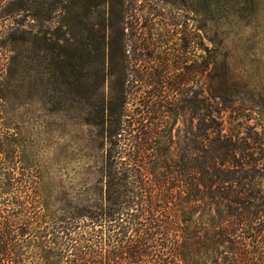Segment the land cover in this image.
<instances>
[{"label":"rangeland","instance_id":"374dc122","mask_svg":"<svg viewBox=\"0 0 264 264\" xmlns=\"http://www.w3.org/2000/svg\"><path fill=\"white\" fill-rule=\"evenodd\" d=\"M242 2L241 19L203 27L196 0H69L48 22L33 17V6L0 0V174L8 164L38 176L49 212L100 199L106 146L100 127L88 123L98 121V114L95 107L90 111L86 95L94 84L97 106L107 92L102 72L112 71L109 41L125 45L131 64L130 20L138 17L141 35L152 33L160 56L163 49L168 52L169 77L183 75L177 87L183 99L201 86L196 70L199 36H204L208 47H217L215 60L225 63L237 93L230 109L219 102L213 109L220 134L231 136L238 148L235 173L243 182L247 219L241 225L230 219L226 226L233 233L215 235L218 243L198 247L195 264H264V0ZM145 17L152 18V26H145ZM175 92L168 90L169 97ZM132 94L130 112L139 104ZM179 106L168 118L167 134L174 142L171 150L190 151L199 146L201 124L192 107ZM214 216L203 211L197 220L203 241L211 236L205 234L209 224L222 222Z\"/></svg>","mask_w":264,"mask_h":264},{"label":"trees","instance_id":"16d2710c","mask_svg":"<svg viewBox=\"0 0 264 264\" xmlns=\"http://www.w3.org/2000/svg\"><path fill=\"white\" fill-rule=\"evenodd\" d=\"M67 1L11 3L33 6V17L48 22ZM196 1L203 27L241 19L246 10L242 0ZM145 21L152 26L151 17ZM141 27L132 16L131 64L125 45L109 41L107 66L112 71L102 72L107 92L97 106L94 84L86 95L90 111L95 107L98 114V121L88 123L100 127L106 146L100 199L49 212L38 176L7 164L0 174V264H195L198 247H211L219 242L215 235L220 239L233 233L226 226L230 219L234 225L247 219L243 182L235 171L238 148L231 136L220 134L213 109L217 102L230 109L237 98L225 63L215 60L217 47H208L199 36L202 53L196 72L201 86L181 99L177 87L183 75L169 77L168 52L163 49L160 56L157 40L152 33L142 36ZM168 90L178 92L170 98ZM132 92L139 104L130 112L126 105ZM180 102L198 113L201 124L199 146L190 151L171 150L174 142L167 134L168 118L182 108ZM203 211L222 221L221 226L209 224L205 234L211 236L205 241L197 223Z\"/></svg>","mask_w":264,"mask_h":264}]
</instances>
